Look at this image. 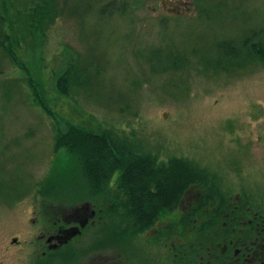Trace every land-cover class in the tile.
<instances>
[{"label": "rangeland", "instance_id": "rangeland-1", "mask_svg": "<svg viewBox=\"0 0 264 264\" xmlns=\"http://www.w3.org/2000/svg\"><path fill=\"white\" fill-rule=\"evenodd\" d=\"M33 1L0 0V39L19 33L21 46L4 41L22 63L0 46V264H174L171 226L136 231L109 195L117 174L99 192L88 148L58 143L84 119L123 161L188 160L223 195L264 207V54L229 44L264 43V0H49L54 21L32 37ZM58 217L78 234L49 249Z\"/></svg>", "mask_w": 264, "mask_h": 264}, {"label": "trees", "instance_id": "trees-1", "mask_svg": "<svg viewBox=\"0 0 264 264\" xmlns=\"http://www.w3.org/2000/svg\"><path fill=\"white\" fill-rule=\"evenodd\" d=\"M50 7L49 0H36L31 3L28 11L25 12L26 20L24 25L26 26L27 34L34 37L44 33L56 16V13ZM2 34L3 38L0 39V46L8 50L15 61L18 60L22 64L18 56L13 52L12 46L8 49L6 47L7 42L4 41L5 39L9 41L10 45L14 43L16 46H21L19 33L11 29V31H4ZM247 43L244 41V49L236 47L235 44H229L232 48L231 51L235 50V54L241 53L242 50L249 55H252L251 52L253 54L258 53L259 55L264 54V43ZM70 72V70H65L57 79V88L63 93H66L67 83L73 78ZM84 117L86 118V116ZM84 122L87 125L78 127L73 125L71 129H67L62 134V137L58 138V143L67 148L78 146L83 150L88 148L89 151L83 154V156L89 164H93L91 171L97 178L99 192H101L106 179L109 178L110 180L114 174H117L114 186H108L109 195L120 200L119 204L125 208L126 214L129 216V224L132 228L135 227L136 231H145L156 222L162 221L168 223L166 226H171L170 228L162 227L161 229L162 233L165 230L171 239L173 233L176 230H180L181 227L191 228L189 230L190 239L183 241V244H180L178 238L173 236L174 242L170 247L174 249L172 263L201 264L199 255L203 251L201 247H198L197 240L209 239L210 243L216 241L219 233V231H216L217 228L224 229L225 231L230 230V225L221 224L220 219L216 221L217 214L222 212L230 213L241 207L245 210L246 204L240 203L241 201L239 200L236 202L237 207H234L236 198L232 197V194L223 195L212 184L207 183L206 178L209 173L201 169L194 162L191 164V161L173 157L167 165L158 168L153 165L154 160L151 156L136 155L135 153H132L131 156V153L127 154V152L123 161L121 156H118L120 152H116L113 148L114 144H111L109 135L105 131L103 134L93 129L88 119H84ZM70 133L74 139L69 137ZM77 134H82L84 138L76 139ZM97 156L99 159H95ZM101 161L105 166L102 165ZM146 163L152 166L151 170H148L147 173H145L146 170L142 169ZM103 167L106 168V172L99 173L98 170H102ZM194 188H197L196 191ZM215 189L217 190L216 192ZM188 195L194 198L192 206L189 208L185 204V198ZM86 207L87 204L83 202L80 207H73L72 212L80 214L78 212L85 210ZM193 213H198L196 214L198 218L197 223L186 224V218H189L190 214ZM61 221L68 222L65 218L58 217V220L53 223L54 227L52 229L58 230L57 232H60L61 238L58 239L57 243L50 244L49 249H55L67 243L73 236L78 234L77 229L73 226L58 229V224ZM181 231L184 232L182 229ZM193 231L195 232L194 236ZM204 231L206 234H204ZM207 235H211V237ZM210 250H214V248Z\"/></svg>", "mask_w": 264, "mask_h": 264}, {"label": "flooded vegetation", "instance_id": "flooded-vegetation-1", "mask_svg": "<svg viewBox=\"0 0 264 264\" xmlns=\"http://www.w3.org/2000/svg\"><path fill=\"white\" fill-rule=\"evenodd\" d=\"M261 151L264 155V134ZM231 196L236 198L234 207H237L236 202L240 200V203L246 204L245 210L241 207L230 213L222 212L217 214L216 221L220 219L221 224L230 225V230L225 231L224 229L217 228L216 231H219V233L216 241H212L211 243L209 239L197 240L198 247H201L203 251L199 255L201 258L200 262L201 264H264V207L256 202L250 203V201H247L245 197L240 196L238 193H233ZM90 213H92V210ZM196 214L198 213L190 214V217L185 220L186 224L197 223L198 218ZM84 221L85 218L78 220V223H84ZM181 229L176 230L173 236H176L180 241L179 243L183 244V241L190 239L189 230L191 228L181 227ZM205 231L204 234H206ZM207 236L211 237V235ZM49 238H53L55 241L53 239L50 240L48 245L57 243L58 239L61 238L60 232H53V235L47 238V242ZM211 248H214V250H210Z\"/></svg>", "mask_w": 264, "mask_h": 264}, {"label": "water", "instance_id": "water-1", "mask_svg": "<svg viewBox=\"0 0 264 264\" xmlns=\"http://www.w3.org/2000/svg\"><path fill=\"white\" fill-rule=\"evenodd\" d=\"M14 240H16V238H14Z\"/></svg>", "mask_w": 264, "mask_h": 264}]
</instances>
